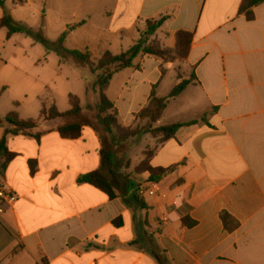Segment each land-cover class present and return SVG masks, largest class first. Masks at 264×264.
<instances>
[{
  "label": "crops",
  "instance_id": "crops-1",
  "mask_svg": "<svg viewBox=\"0 0 264 264\" xmlns=\"http://www.w3.org/2000/svg\"><path fill=\"white\" fill-rule=\"evenodd\" d=\"M75 1L80 0H6L5 8L15 22L28 26L29 8L43 20L51 8ZM241 2L85 0L84 15L76 11L78 5L58 12L62 33L81 24L85 34H101L103 47L127 43L129 50L147 23L160 20L150 40L162 48L173 47L179 32L191 34L182 69L138 57L113 76L111 81L123 80L115 99L108 98L119 125L132 128L152 99L168 98L157 93L166 77L173 76L175 84L186 78L190 83L179 97L167 100L155 124L181 127L152 148L148 166L166 172L156 183L149 182L147 172L135 171L145 151L137 147L145 141L152 146L155 139L144 135L128 142L129 167L121 173L129 185L113 200L77 182L100 166V143L92 128L83 127L77 139H63L57 120L40 124L37 132L44 134L38 140L7 137L13 157L0 182L13 189L18 201L12 208L0 206V264H160L158 258L165 264H264V3L247 21L237 17ZM9 40L0 29V49ZM33 62L34 67L46 63ZM6 68L0 57V73ZM179 71L185 76L178 77ZM9 88L3 78L0 92ZM185 97V105L168 121L169 106ZM42 104L41 99L36 103L38 118ZM16 113L22 120L38 119L22 117L19 108ZM137 154L141 159L131 158ZM152 184L153 196L136 195L138 188L148 190Z\"/></svg>",
  "mask_w": 264,
  "mask_h": 264
},
{
  "label": "trees",
  "instance_id": "trees-1",
  "mask_svg": "<svg viewBox=\"0 0 264 264\" xmlns=\"http://www.w3.org/2000/svg\"><path fill=\"white\" fill-rule=\"evenodd\" d=\"M5 1L0 0V10L2 17L0 19V29L6 31V40L17 34H24L38 40L43 46H48L49 43H54L56 48L52 51L63 62L66 58L72 60L73 64L81 69L87 70L94 78L92 90L97 96L96 110L99 116L100 129L86 121L82 120L81 108L78 100L73 96H68L69 109L66 112L60 113L54 104L51 106H42L37 120H22L16 112H10L3 119H0V128H3V135L0 140V174H2L12 159L13 155L9 154L5 142L7 137L11 136H28L38 140L44 133L37 132L40 122L61 121L62 125L56 128V132L63 139L74 140L80 135L83 127H90L97 134L100 143V166L95 172L78 177L79 184H87L101 191L108 196L110 200L116 199L124 195L125 190L129 185L128 176L121 173L122 169H127L129 163L125 162L119 155L121 154L122 145L128 140L137 136V133L132 128H123L119 125L118 115L113 104L106 96L107 88L113 76L125 69L131 68L135 59L141 56H151L165 63L166 53L162 47L155 41L150 39L155 35L156 31L161 27L163 20L155 23H147L145 32L129 50L119 55H113L110 52L102 54L99 61H93L92 55L88 51L66 50L65 44L67 34L72 29L67 27L56 41L51 42L46 39L42 32L33 31L23 23L15 22L9 11L5 8ZM21 4V2H17ZM264 0H242L237 12V17H244L247 21L253 19V10L263 4ZM81 25V24H79ZM42 30V29H41ZM191 42V34L179 32L175 36V52L176 55L183 60L187 57ZM189 80L179 79L172 93L167 99H152L148 107L143 109L139 114V118H147L145 114H149L152 124H155L161 117L165 109L168 99L176 97L189 84ZM181 125H170L156 128L153 130V137H162L160 144L166 142L173 137L174 133ZM148 158L137 169V173L149 174V182L156 183L160 181L166 172L160 169H152L148 166ZM224 222L229 220V217L223 214ZM159 259L160 264L165 262Z\"/></svg>",
  "mask_w": 264,
  "mask_h": 264
},
{
  "label": "rangeland",
  "instance_id": "rangeland-1",
  "mask_svg": "<svg viewBox=\"0 0 264 264\" xmlns=\"http://www.w3.org/2000/svg\"><path fill=\"white\" fill-rule=\"evenodd\" d=\"M69 4L70 7H68V4L63 3L61 9L58 5L57 8H51L52 10H49V13L46 15V18H43V20L39 17L40 15L37 16L33 11H30L32 8H29V11H27L26 23L33 31L38 32L40 30L46 39L54 41L62 33V30L65 27L61 17L58 16V12L65 14L68 12V9L71 11L74 9L73 7L78 5V7L75 8L76 11L80 15H84L85 13V0L69 2ZM46 9H50V6ZM93 11L95 12L93 14H97L99 12L98 7L93 9ZM79 27V24L69 26V29H72V31L75 32L74 36H69L67 38V41L63 45L64 49L88 51L91 53L93 61H99L102 54L107 51L113 55H119L128 49L127 43H124L122 48L119 46L118 42L111 43L110 46L103 47L104 43L99 42L101 34L95 32L85 34V29L81 30ZM54 48H56L54 43H49L48 46H43L38 40L24 34L14 35L9 41L3 42L0 49V57L7 63V68L5 71L0 73V81L3 78L7 79V83L11 85V88L5 90L4 92H0V119L6 115L7 111L17 112L18 108L22 117H32V119H36L38 118L36 103L40 99L43 103L42 106L44 105L48 107L54 104L58 111L63 112L69 109L67 97L75 95L76 97H73H75L79 102V107L82 111V120L89 122L100 129L98 125L99 116L95 107V102L97 103V96L92 90V83L94 81L93 76L87 70L76 67L69 58H66L62 62L64 63L63 66H57L55 58L59 57L52 51ZM162 49L166 53L164 58L165 63L174 64L175 68H178L179 70L182 69L183 59L176 55L175 46ZM20 58H23L24 62L20 63ZM37 59L44 60L46 62L45 65L34 67L33 65L35 62L33 61ZM16 67L19 68L18 72L14 70ZM184 76L179 71L178 77L182 78ZM186 76L189 77L190 75L186 74ZM122 80L121 76H117L110 82L106 91L107 98L111 100L115 99L119 93ZM182 80L187 79L184 78ZM176 84L173 76L166 77L158 89V95H167L166 97H169ZM182 93L183 91L173 99L179 97ZM35 95L38 96L35 97ZM185 99L186 97L183 98L180 103H173L169 106L166 114L168 121H171L169 117L173 112H176V110L185 105L181 104L185 102ZM13 103H17L18 105L14 107ZM139 114L135 118V122L132 127V129L137 133L135 138L139 139L142 136L147 135L150 139H155V141L152 146L145 145V141L137 147V149L145 151L142 153V160L135 168V171L141 164H145L144 162L150 158L153 153L152 148L155 145H159L162 141L161 136L155 138L152 135L153 130L159 127L155 125L156 123L152 124L149 121L151 116L149 114H145L147 118L142 119L139 118ZM42 123L44 122L39 121V126ZM129 141L130 140L122 145L121 154L119 155L125 162L128 163V158L130 157ZM146 146L148 147L146 148ZM139 157L140 156L137 154L131 158L136 160V158ZM139 159H141V157Z\"/></svg>",
  "mask_w": 264,
  "mask_h": 264
},
{
  "label": "built area",
  "instance_id": "built-area-1",
  "mask_svg": "<svg viewBox=\"0 0 264 264\" xmlns=\"http://www.w3.org/2000/svg\"><path fill=\"white\" fill-rule=\"evenodd\" d=\"M154 184L152 188L148 190L137 189L136 195L142 197L144 195L153 196L154 195ZM18 201L17 194L11 189L8 185L3 182H0V206L5 205L9 208H12L16 205Z\"/></svg>",
  "mask_w": 264,
  "mask_h": 264
}]
</instances>
